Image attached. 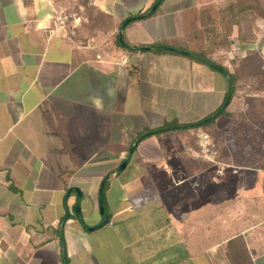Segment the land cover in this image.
Wrapping results in <instances>:
<instances>
[{"label":"crops","instance_id":"1","mask_svg":"<svg viewBox=\"0 0 264 264\" xmlns=\"http://www.w3.org/2000/svg\"><path fill=\"white\" fill-rule=\"evenodd\" d=\"M75 1L0 0V264H63L66 192L80 189L92 227L105 177L101 229L84 231L72 216L75 193L67 199L68 264H264V171L213 174L211 165L229 164L198 157L204 131L146 137L116 173L140 135L202 121L222 105L221 73L155 47L206 51L212 61L226 53L217 61L225 67L240 61L248 46L238 1L162 0L125 27L126 44L149 48L133 53L115 44L118 26L156 0H86L110 23L86 42L54 22Z\"/></svg>","mask_w":264,"mask_h":264},{"label":"rangeland","instance_id":"2","mask_svg":"<svg viewBox=\"0 0 264 264\" xmlns=\"http://www.w3.org/2000/svg\"><path fill=\"white\" fill-rule=\"evenodd\" d=\"M237 1L250 3L252 0ZM256 1L264 8V0ZM75 4L71 13L63 12L62 15L67 16V27L76 41L86 42L89 35L85 33L93 28L105 30L109 27V21L100 14H95L91 19L85 18L83 10L78 8L82 0H76ZM77 16L83 19L79 20ZM74 21L79 22L77 28H73ZM242 32V37L247 40L249 47L246 56L240 61L226 65V68L239 78L237 92L232 95L226 108L231 116L218 118L205 130L214 142L219 161L229 164V168H226L211 163L214 164L210 166L213 174L221 169L232 171L237 168L264 171V20L253 13H246ZM226 55L222 54L217 61L223 62L221 57ZM245 59L247 61L243 63ZM241 114L242 118L239 117ZM229 182L231 185V181ZM199 201H205L204 197Z\"/></svg>","mask_w":264,"mask_h":264},{"label":"water","instance_id":"3","mask_svg":"<svg viewBox=\"0 0 264 264\" xmlns=\"http://www.w3.org/2000/svg\"><path fill=\"white\" fill-rule=\"evenodd\" d=\"M161 1L162 0H156V2L147 11V13L140 15L139 18L140 19H145L146 17H149L152 14H154L155 11L157 10V8L159 7ZM134 19H135V17H130V18L125 19L122 22V24L120 26V29H119V33H118V41H119L120 46L122 48H124V49H127V50L130 49V47H128L123 41V31H124L125 27L129 23H131ZM155 48L157 50H159V51H172V52H174L176 54H180V55L189 57L191 59L197 60V61L209 66L210 68L218 71L227 80V83H228L227 96H226V99H225L222 107L220 108V110L218 112L214 113L213 115L205 118L202 121H199V122H196V123H193V124H187V125L168 126V127L152 130V131H149L147 133H144V134L140 135L135 140V142L133 143V145L131 146V148L127 152L123 162L120 164V166L116 170L117 174L121 173L125 169L128 161H129V159H130V157H131V155L133 153V150L135 149V147L137 146V144L141 140H143L146 137L153 136V135H156V134L161 133V132L200 128L201 126H204V125L210 123L212 120L216 119L227 108V106L229 105L230 99L232 97V79L229 76V73L227 71H225L223 68L216 66L209 59L204 58V57H202V56H200V55H198L196 53H193V52H185V51H181V50H179L177 48H171V47H168V46H156ZM147 49H149V48H147ZM106 180H107V177L103 178V180H102V182H101V184H100V186L98 188V195H97L98 211H99V215L101 217V221L97 225H94L92 227L87 226L85 224L83 218H82L81 205H80L82 194L80 192V189L78 187L72 186V187H70L67 190L66 195L64 197V201H63L64 216L61 219V221L59 223V227H58V236H59V242H60L61 259H62L63 264H68L67 257H66V246H65V241H64V237H63L64 225L68 221L69 216H70V211H69V208L67 206L68 197L70 196L71 193H75V204H74V206L72 208V214H74V215H76L78 217V221H79L80 225L82 226L83 230L87 231V232H93L95 230H99L102 227H104L105 225H107L108 222H109V218H108V216H107V214L105 212L104 205H103V200H102V191H103L104 183H105Z\"/></svg>","mask_w":264,"mask_h":264},{"label":"trees","instance_id":"4","mask_svg":"<svg viewBox=\"0 0 264 264\" xmlns=\"http://www.w3.org/2000/svg\"><path fill=\"white\" fill-rule=\"evenodd\" d=\"M161 4V3H160ZM82 6H83V12H84V16L85 18H88V19H91L95 14H100L101 13L93 6H90L88 5V2L85 0L84 2H82ZM238 9L236 10V12H238L239 16L241 17V13L244 12V15L246 13H253L255 14L256 16H259L261 19L264 20V8L258 3V1L256 0H252L250 3H244V1H242V3H238ZM236 6V7H237ZM230 8L233 9L234 8V5H230ZM157 11V10H156ZM155 11V12H156ZM142 15V13H138L136 14L134 17L135 19L132 21V22H135V21H138L140 20L139 16ZM130 18V17H129ZM122 24V23H121ZM121 24L118 26V29H120V26ZM239 40L241 42H246L247 43V40H244L243 37H242V34L240 33L239 34ZM124 41V40H123ZM125 43V42H124ZM115 44L117 45V47L121 48L120 44H119V41H118V34L116 35L115 37ZM126 44V43H125ZM128 47H130L128 44H126ZM229 47V45H228ZM146 48L148 47H145V46H138V47H130V49L126 50L127 52L129 53H133V52H136L138 50H146ZM179 50L181 51H185V52H193V53H196L204 58H207L209 59L208 55L209 53L206 52V51H192V50H189L188 48H178ZM153 51H157L156 49H154ZM158 52V51H157ZM210 60V59H209ZM212 61V60H210ZM247 61V59H245L244 61H242L243 63H245ZM216 66L218 67H221L223 68L225 71H227L229 73V76L231 77L232 79V95H234L236 92H237V85L239 83V78H237V75L235 73H232L231 71H229L225 66H223L222 64H220L219 62L217 61H212ZM226 99V96L224 98V101ZM223 101V103H224ZM222 103V105H223ZM222 105L214 112H218L220 110V108L222 107ZM213 113V114H214ZM220 116H225V117H230L231 114L228 113L226 110H224L218 117ZM217 117V118H218ZM239 117H243L242 114L239 115ZM216 118V119H217ZM216 119L212 120L210 123L204 125V126H201L200 128H197L195 130H201V131H204L208 129L209 126L213 125L216 121ZM177 123H172V124H166L164 125V127H168V126H175ZM163 127V128H164ZM161 134H164V132H161V133H158L157 135H161ZM130 149V148H129ZM195 149L197 150V147H195ZM135 150V149H134ZM133 150V151H134ZM216 160L219 161V157H218V154H217V157H216ZM108 184V179L105 181L104 183V188H103V191H102V200H103V205H105V202H104V191L106 189V186ZM105 209V207H104ZM76 216V215H74ZM108 216V215H107ZM77 217V216H76ZM72 217H70L69 219H71Z\"/></svg>","mask_w":264,"mask_h":264},{"label":"built area","instance_id":"5","mask_svg":"<svg viewBox=\"0 0 264 264\" xmlns=\"http://www.w3.org/2000/svg\"><path fill=\"white\" fill-rule=\"evenodd\" d=\"M67 21V16L62 14L58 15L54 20L55 24L61 27H64L67 24ZM197 138V144L199 147L198 157L205 160L206 162L215 163V159L217 157V150L210 136L207 133L200 132L197 135Z\"/></svg>","mask_w":264,"mask_h":264}]
</instances>
